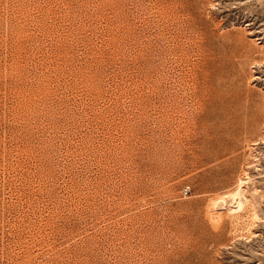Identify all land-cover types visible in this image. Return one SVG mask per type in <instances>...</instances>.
<instances>
[{"label":"rangeland","instance_id":"rangeland-1","mask_svg":"<svg viewBox=\"0 0 264 264\" xmlns=\"http://www.w3.org/2000/svg\"><path fill=\"white\" fill-rule=\"evenodd\" d=\"M0 264H264V0H0Z\"/></svg>","mask_w":264,"mask_h":264},{"label":"bare ground","instance_id":"bare-ground-1","mask_svg":"<svg viewBox=\"0 0 264 264\" xmlns=\"http://www.w3.org/2000/svg\"><path fill=\"white\" fill-rule=\"evenodd\" d=\"M226 100H227V98H226ZM231 102L233 105L232 108L230 109L231 117H232V123L235 127L236 126L240 127L241 130H243L245 132V134L248 132V130L251 129L252 126L259 125L262 122L260 106L257 105L255 102H253L250 90L245 92V97L243 95L232 96ZM226 110H227V108H226ZM249 139H251V138L249 137ZM224 195L225 196L220 197L221 200L228 197L227 193ZM229 195H231L233 197L234 196L237 197L238 207L239 208L242 207L243 199L245 196H244V191L242 190L241 186L238 187V189H236V191H233V193H231ZM221 203H223V202H221Z\"/></svg>","mask_w":264,"mask_h":264}]
</instances>
